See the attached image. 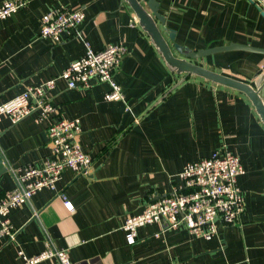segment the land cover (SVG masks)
I'll list each match as a JSON object with an SVG mask.
<instances>
[{
	"label": "crops",
	"instance_id": "obj_1",
	"mask_svg": "<svg viewBox=\"0 0 264 264\" xmlns=\"http://www.w3.org/2000/svg\"><path fill=\"white\" fill-rule=\"evenodd\" d=\"M138 1L145 6L147 0ZM157 1L165 20L159 27L170 45L192 51L229 43L264 49V17L249 0ZM24 2L0 19V104L60 75L84 55L86 43L94 51L108 44L125 47L114 78L126 103L106 101L105 83L82 90L55 82L48 95L59 117L80 120L78 142L92 167L82 176L65 169L53 188L10 211L16 233L0 237V264H20L19 250L31 257L47 244L65 249L73 264H264V124L247 97L200 77L179 83L125 0ZM61 8L84 11L81 38L40 39L43 14ZM167 30L174 33L173 42ZM193 62L249 85L264 72V55L243 50ZM260 95L264 99V86ZM223 149L243 166L237 185L244 211L237 223L218 224L209 240L191 236L184 227L161 233L157 224H149L138 228L134 244H127L122 230L127 216L178 187L186 163ZM49 154L46 123H37L35 114L16 124L2 118L0 194L15 186L9 167L38 163Z\"/></svg>",
	"mask_w": 264,
	"mask_h": 264
},
{
	"label": "built area",
	"instance_id": "obj_2",
	"mask_svg": "<svg viewBox=\"0 0 264 264\" xmlns=\"http://www.w3.org/2000/svg\"><path fill=\"white\" fill-rule=\"evenodd\" d=\"M264 12V0H252ZM24 0H4L0 4V19L9 17L24 5ZM85 19L82 9H51L41 17L38 37L60 42L62 35L70 39L81 38L79 27ZM126 53L122 44H108L94 51L86 43L82 57L72 61L57 77L24 90L0 104V120L16 124L35 114V121L46 123L48 157L38 163L9 167L15 186L0 194V237L12 238L16 230L11 224L12 209L29 203L31 197L44 188H53L65 169L76 175H87L92 158L78 142L82 132L79 119L58 116L59 109L48 95L60 79L68 89L90 90L95 83H105L106 101L126 103L114 73L120 58ZM129 106L125 107L128 110ZM243 173L239 157L228 150H216L209 157L186 163L178 174L180 184L172 187L163 197L149 201L142 211L127 216L122 230L127 244L137 238L139 227L157 224L160 232L184 227L193 237L212 239L218 233V224L229 226L237 223L244 211L243 198L237 185V177ZM64 207L72 210L63 194H59ZM20 264H36L55 259L59 264L71 263L65 249L47 244L38 254L28 257L19 250Z\"/></svg>",
	"mask_w": 264,
	"mask_h": 264
},
{
	"label": "water",
	"instance_id": "obj_3",
	"mask_svg": "<svg viewBox=\"0 0 264 264\" xmlns=\"http://www.w3.org/2000/svg\"><path fill=\"white\" fill-rule=\"evenodd\" d=\"M264 17V12L252 0ZM133 11L138 26L147 34L153 47L161 55L168 71L179 78V83L188 77H200L211 83L218 84L244 94L253 106L260 121L264 124V99L260 95L261 88L264 86V72L254 81L253 85L227 77L213 70L206 69L193 61L215 53L243 50L256 52L264 55V49L246 45L229 43L227 45L199 49L192 51L187 47H182L177 43L169 44L159 24L164 25V18L158 13L159 3L157 0H147L145 6L138 0H125ZM170 41H174V33L170 30L165 31ZM175 52V53H174ZM0 164L3 165L2 160Z\"/></svg>",
	"mask_w": 264,
	"mask_h": 264
}]
</instances>
